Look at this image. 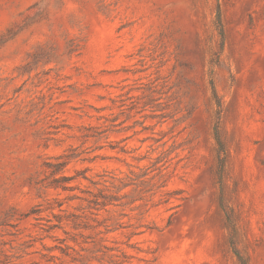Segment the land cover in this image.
Segmentation results:
<instances>
[{
	"label": "rangeland",
	"instance_id": "obj_1",
	"mask_svg": "<svg viewBox=\"0 0 264 264\" xmlns=\"http://www.w3.org/2000/svg\"><path fill=\"white\" fill-rule=\"evenodd\" d=\"M226 213L264 264V0H0V264H240Z\"/></svg>",
	"mask_w": 264,
	"mask_h": 264
},
{
	"label": "trees",
	"instance_id": "obj_2",
	"mask_svg": "<svg viewBox=\"0 0 264 264\" xmlns=\"http://www.w3.org/2000/svg\"><path fill=\"white\" fill-rule=\"evenodd\" d=\"M218 28L220 30L221 35H223V27H222V23L220 20V16H218ZM212 90H213V95H214V99L216 101L217 106L219 107V109H221V103L219 101V97L216 91V87L214 85V83H212ZM218 119H220V117H218ZM219 124V121H218ZM218 124L216 126L215 129V137H216V141L219 147V151L220 152H224V144L221 140L220 134H219V128H218ZM65 167V163H59L56 165H49V168H54V170L52 171V174H57L59 172H61V170H63V168ZM222 170H223V160H221V168H220V174H221V178H222ZM107 180L105 179L104 182H100V183H94V185L97 184H102L104 185L103 189H100L98 194L94 195V199L89 201L90 204H94L96 207H102V208H106L110 205H113L114 202L116 201V197L112 194H109L108 192L110 191V187L107 184ZM58 181H54L52 184L47 185V187H54V188H58L57 185ZM60 184V181H59ZM60 208V211H64L62 209L63 204L58 205ZM224 209V207H223ZM55 218H57L58 224H54L48 227V232L53 233L56 230H62V217L60 215H55ZM226 217H227V221L229 223V227L231 228V234H230V245L232 248V251L234 253V255L238 258L240 264H248L247 260L240 254V252L237 250L236 248V244H235V232H234V225L232 223V219L230 218V216L228 215V213H226ZM51 238H56L55 236H51Z\"/></svg>",
	"mask_w": 264,
	"mask_h": 264
}]
</instances>
